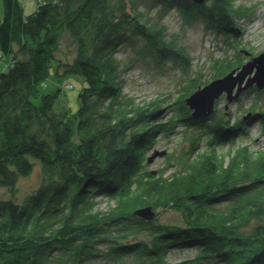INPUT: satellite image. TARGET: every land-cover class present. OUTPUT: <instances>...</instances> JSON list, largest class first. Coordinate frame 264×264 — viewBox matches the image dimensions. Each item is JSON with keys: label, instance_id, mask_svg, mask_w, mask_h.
Listing matches in <instances>:
<instances>
[{"label": "trees", "instance_id": "obj_1", "mask_svg": "<svg viewBox=\"0 0 264 264\" xmlns=\"http://www.w3.org/2000/svg\"><path fill=\"white\" fill-rule=\"evenodd\" d=\"M233 6L232 0H43L27 14L23 0H3L0 187L15 194L34 159L43 181L22 202L0 200V264H264V146L221 152V144L250 133L253 123L264 134V88L245 93L254 98L233 122L218 107L192 116L185 98L199 88L195 77L173 108L161 98L128 95L122 80L146 58L188 72L187 48L161 23L167 11L176 8L189 23L200 19L230 44L242 13ZM153 9L160 12L155 20ZM66 31L77 43L70 62L56 56ZM231 45L245 49L239 40ZM53 62L58 76L84 80L75 112L59 107L61 88L40 93ZM245 62L216 58L211 79ZM180 123L193 128L189 152L170 174L148 170L158 133L168 135ZM103 196L115 203L107 211L96 202ZM148 207L174 208L184 223L136 213ZM183 249L194 256L168 259Z\"/></svg>", "mask_w": 264, "mask_h": 264}, {"label": "rangeland", "instance_id": "obj_2", "mask_svg": "<svg viewBox=\"0 0 264 264\" xmlns=\"http://www.w3.org/2000/svg\"><path fill=\"white\" fill-rule=\"evenodd\" d=\"M23 1L27 14L34 12L38 7L39 0ZM232 2L234 9H240L243 14H246V16L242 17L235 16L238 28L243 29V26H247L244 23L242 25V22H245L247 16L254 13L255 19L253 21H256V24L252 23L253 27L251 29H244L242 32L236 29L237 35L235 39L230 38L231 43L234 40H239L243 43L245 45L244 50L246 51L243 49L241 51L237 50L231 43H226L223 35L216 34L212 29H207L200 19L189 23L176 8H172L160 19H162L161 23L167 27L168 34L176 36L179 42L187 48L191 57L188 72L184 73L183 65H175L167 61L163 65L164 67H161L154 64L153 58H146L132 64L123 74L124 92L128 95H134L138 100L147 102L161 98L164 99L165 108H173L178 105L177 103L173 104V102L183 93L189 92V90L185 89V86L189 84V79L192 77L197 78L199 82L198 87H203L213 80L211 78L215 71L212 69V64L216 58H239L248 61L264 52V0H232ZM2 13L3 0H0V17ZM149 13L153 16L154 20L160 14L158 9H153ZM253 51L256 55H253ZM76 53L77 43L71 34L66 31L60 39L56 56L63 62H70L76 56ZM3 66L5 67V63L0 59V67ZM182 76H185L186 79L183 80ZM83 84L84 80L80 75L58 76L56 74V62H53L50 74L47 80L39 86V90L40 93H54L58 88H61L59 107H68L71 111L75 112L80 105L78 92ZM238 97H240V101L238 102L232 100V102H228L225 94L217 99L215 109L218 107V110L225 111L224 120L231 115L230 120L236 122L238 118L246 114L243 108H248V105L254 98L253 94L245 93ZM37 99L34 100L38 101ZM254 124L250 125V133L238 135L235 139H227L224 144H221V152L227 156L237 145L244 143L251 144L254 149L264 146V134L259 131L258 124H255L256 128L251 129V126ZM192 130L191 126L180 123L168 135L162 131L159 132L155 146L148 153L149 158L155 156L152 161H149V165H147L148 170H163L167 174H170V172L176 169L175 164L178 162L179 157L189 152L187 137L193 132ZM42 181V164L40 160L34 159L33 171L30 175L19 179L15 194H12L7 187H0V200L14 197L15 201L22 202L26 196L39 187ZM96 202L99 203L98 209L102 211H107L115 204L108 196L97 197ZM150 215L157 218L161 223H184L181 213L174 208L151 210ZM256 223L254 222L253 224ZM191 256H194L193 250L183 249L169 253L168 259L172 262H183ZM130 260H128V264H131ZM100 263L109 264L110 262L103 259Z\"/></svg>", "mask_w": 264, "mask_h": 264}, {"label": "water", "instance_id": "obj_3", "mask_svg": "<svg viewBox=\"0 0 264 264\" xmlns=\"http://www.w3.org/2000/svg\"><path fill=\"white\" fill-rule=\"evenodd\" d=\"M202 4L205 0H191ZM264 88V52L245 62L223 77L212 80L185 98V104L193 117H203L213 113L217 99L225 94L228 101L238 97L248 87ZM155 156L150 157L152 161ZM151 209L144 208L136 213L151 216Z\"/></svg>", "mask_w": 264, "mask_h": 264}, {"label": "bare ground", "instance_id": "obj_4", "mask_svg": "<svg viewBox=\"0 0 264 264\" xmlns=\"http://www.w3.org/2000/svg\"><path fill=\"white\" fill-rule=\"evenodd\" d=\"M43 0H39V3L38 4H40L41 2H42ZM239 17H242V16H246V14H243V13H240L239 15H238ZM236 19V18H235ZM255 19V17H254V13H253V15H249V16H247V18H246V21L245 22H242V25H243V23H244V25H247V26H243V29H241L240 27L238 28L237 26V22H236V26H235V28H237V29H239L241 32L242 31H244V29H246V30H248V26L250 25V24H252V22H253V20ZM237 21H239V20H237ZM244 35V34H243ZM240 36H242V35H240ZM247 62V61H246ZM211 82V81H210ZM253 88V86L252 87H248L247 89H245L241 94H243V93H246L248 90H250V89H252ZM241 94L239 95V96H241ZM188 97V96H187ZM216 105V104H215ZM215 110V109H214ZM226 114V113H225ZM253 128H256V125L254 124V125H252L251 126V129H253ZM251 131V130H250ZM178 251H181V250H178Z\"/></svg>", "mask_w": 264, "mask_h": 264}, {"label": "built area", "instance_id": "obj_5", "mask_svg": "<svg viewBox=\"0 0 264 264\" xmlns=\"http://www.w3.org/2000/svg\"><path fill=\"white\" fill-rule=\"evenodd\" d=\"M252 23H255V24H256V21H253ZM257 25H258V24H257ZM249 26H250V25H249ZM249 26H248V28H249V29H251V28L253 27V25H252V24H251V26H250V27H249Z\"/></svg>", "mask_w": 264, "mask_h": 264}, {"label": "crops", "instance_id": "obj_6", "mask_svg": "<svg viewBox=\"0 0 264 264\" xmlns=\"http://www.w3.org/2000/svg\"><path fill=\"white\" fill-rule=\"evenodd\" d=\"M25 10H26V8H25Z\"/></svg>", "mask_w": 264, "mask_h": 264}]
</instances>
